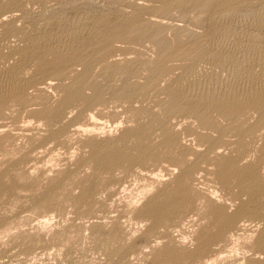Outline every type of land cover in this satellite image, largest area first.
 <instances>
[{
  "label": "rangeland",
  "instance_id": "obj_1",
  "mask_svg": "<svg viewBox=\"0 0 264 264\" xmlns=\"http://www.w3.org/2000/svg\"><path fill=\"white\" fill-rule=\"evenodd\" d=\"M253 15L0 0V264H264V94L216 105L264 88Z\"/></svg>",
  "mask_w": 264,
  "mask_h": 264
},
{
  "label": "bare ground",
  "instance_id": "obj_2",
  "mask_svg": "<svg viewBox=\"0 0 264 264\" xmlns=\"http://www.w3.org/2000/svg\"><path fill=\"white\" fill-rule=\"evenodd\" d=\"M233 5V4H232ZM224 7V6H223ZM227 7V6H226ZM239 10H241V9H239ZM218 13V12H217ZM242 13V12H241ZM216 14V13H215ZM257 15V14H256ZM261 15V14H260ZM214 16V15H213ZM212 17V16H211ZM215 17V16H214ZM213 18V17H212ZM212 18H211V20H212ZM210 19V18H209ZM252 21H253V24L256 26V27H258V28H263L264 27V20H263V18H261V16L260 17H255L254 15H253V17H252ZM210 20V21H211ZM213 20H215V18H213ZM209 21V22H210ZM217 21H215V22H213V23H216ZM212 23V24H213ZM244 23V22H243ZM214 25V24H213ZM218 26V25H217ZM220 27V26H219ZM218 27V28H219ZM215 27H213L212 29H214ZM229 28V27H228ZM243 29V28H242ZM229 29H226V28H222V29H216L215 28V32H214V30H213V32L214 33H216L217 35H219V36H224V35H226V34H228V36H229V33H230V31H228ZM233 30V29H232ZM244 30V29H243ZM73 31V30H72ZM246 31V30H245ZM213 33V34H214ZM211 34H212V32H211ZM215 34V35H216ZM259 35V34H258ZM227 36V35H226ZM250 36V35H249ZM37 38V37H36ZM254 38V37H253ZM252 38V39H253ZM255 38H257V37H255ZM249 39H251V38H249ZM61 40V39H60ZM249 42V41H248ZM254 44V43H253ZM42 45V44H41ZM250 45H251V42H250ZM255 45V44H254ZM253 45V46H254ZM252 51V50H251ZM55 53V52H54ZM195 54V53H194ZM185 55V54H184ZM222 55V54H221ZM215 56V55H214ZM227 59V58H226ZM223 60V59H222ZM225 62V61H224ZM232 62V61H231ZM224 64V63H223ZM225 65V64H224ZM237 65V64H236ZM220 66V65H219ZM222 67V66H221ZM197 69V68H196ZM7 70V69H6ZM49 72V71H48ZM196 75V71H195V69H192V70H190L189 71V74H188V76H187V78H192V77H194ZM38 77V76H37ZM196 77V76H195ZM35 78V77H34ZM248 79V78H247ZM183 82H185V81H183ZM183 82H182V84H183ZM27 83V82H26ZM179 84H181V82L179 83ZM182 87V86H181ZM2 88V87H1ZM212 89V88H211ZM219 90V89H218ZM184 91V90H183ZM15 93V92H14ZM254 94L252 95V98L251 99H248V100H245V99H243V98H231V99H229L228 97H226L227 98V100H222V99H224V98H222L221 96V98L222 99H217V103H216V105L221 109V108H224V109H228V107H229V109H230V107L232 108V106H237V104H239V103H241V105H244V106H249L251 103L253 104V102H255L256 100L255 99H257V97H261V96H263V94H264V88H256L255 89V91L253 92ZM1 96V95H0ZM202 96V95H201ZM250 96V95H249ZM219 97V96H218ZM224 97V96H223ZM259 97V98H260ZM258 98V99H259ZM4 99V98H3ZM205 99V98H204ZM207 99H211L210 97L209 98H207ZM213 99V98H212ZM247 99V98H246ZM257 99V100H258ZM4 101V100H3ZM211 101V100H210ZM209 101V102H210ZM215 101V100H214ZM233 104H235V105H233ZM249 104V105H248ZM243 106V107H244ZM241 108V107H240ZM223 109V110H224ZM231 110V109H230ZM232 166V165H231ZM247 175V174H246Z\"/></svg>",
  "mask_w": 264,
  "mask_h": 264
}]
</instances>
